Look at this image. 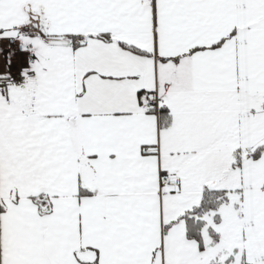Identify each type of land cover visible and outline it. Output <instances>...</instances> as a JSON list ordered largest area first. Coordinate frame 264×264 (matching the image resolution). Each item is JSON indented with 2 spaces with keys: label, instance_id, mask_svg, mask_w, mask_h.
<instances>
[{
  "label": "snow or ice",
  "instance_id": "6c2138e0",
  "mask_svg": "<svg viewBox=\"0 0 264 264\" xmlns=\"http://www.w3.org/2000/svg\"><path fill=\"white\" fill-rule=\"evenodd\" d=\"M0 264H264V0H0Z\"/></svg>",
  "mask_w": 264,
  "mask_h": 264
}]
</instances>
